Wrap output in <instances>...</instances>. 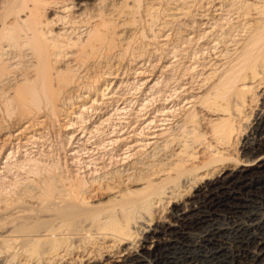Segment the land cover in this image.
Wrapping results in <instances>:
<instances>
[{"label":"bare ground","instance_id":"obj_1","mask_svg":"<svg viewBox=\"0 0 264 264\" xmlns=\"http://www.w3.org/2000/svg\"><path fill=\"white\" fill-rule=\"evenodd\" d=\"M0 1L5 6L3 8L6 9L8 17L13 16L10 23H3L5 33L1 35L6 38L4 41L8 39V41H12L17 45L22 37L19 38V31L15 33L14 29L20 27V24L27 29L24 32L22 31L25 40H21L26 46L24 52L21 53L25 58L26 66L23 67L25 71L15 75L14 78L12 77V83L9 79H6L9 81L7 83L8 90H11L13 85L24 81H27L26 83L28 81L29 83L33 82V84L40 86L46 103L44 107L53 116L62 112L67 113L69 107L76 110L74 113L69 111L70 117L80 121L81 123H79L83 125L78 127V123L72 125L69 123L70 128L68 130L74 128L85 130L89 122H94L91 119L93 115L96 118L98 115L100 117L93 127L95 131L91 129V132L100 131L98 134L102 135L104 129L101 127L112 122V115L106 114V110L116 103V111H114L117 116L120 111L124 113V110L128 109L126 105L130 100L128 101L120 95L117 96L114 92V95L110 93L111 88L114 86V81L110 80L114 78L109 76L114 77V74H112L114 68L112 67L115 63L113 62H117V59L121 56V51H123L122 49L129 46L130 38L135 35L133 25L135 15L133 12L137 11H134L136 8H140L136 6L142 1ZM144 1L147 8H143L151 12V10L157 8L155 5L157 6V1L160 0ZM184 1L177 0L174 4L171 2L167 13H169L168 19L172 22L182 16L181 10L185 6ZM188 1L190 2V0ZM193 2L195 3V0ZM239 3L242 4H239L240 8L235 16V24L237 23L236 27L238 29L235 32L236 34L233 32V36L228 35L227 39L221 40L220 43L218 40V42H212L210 49H208L212 54L209 53L212 58L210 60L203 59L204 61L196 63L195 67L194 65L191 68L189 66L188 69L191 74L200 70L198 81L194 82V79L188 80V78L179 77L177 81L174 80L177 85L176 88L170 90V85L168 86L169 89L166 85L162 86L164 80L162 78L165 77V73L159 78L162 81L158 79L154 81V75L145 79L144 84L151 85L149 86L150 95L143 102H139L140 98L134 100L136 101L134 106L137 105L139 109L135 110L136 118L133 117L135 121L133 122L132 117L125 119L124 123H121L124 120L119 121L121 124L116 123L118 127L116 126L114 132L111 133L113 135L109 136V139L106 136L108 146L114 145L115 147L119 144L117 149L121 152L116 153L111 158L112 161L116 160L115 164L119 163L117 161H122L121 164L119 163L120 165L122 163L126 164L123 168L121 167L122 169L115 167L114 173L112 170L104 173L100 178H98L99 176L93 178L91 182L89 181L90 185L89 182L87 183L88 188H82V183H79L81 186L75 182L61 184L59 182L60 185H58L45 179L46 182L44 180L36 192L34 190L33 193L31 190V192L25 191L24 193L27 192L28 194L18 196L16 191L17 197L15 195V198L0 196V264H15V262L16 264H129L140 262L144 255L152 253L163 237L181 228L180 226L187 222L186 220L189 219L190 215L200 208V203L206 204L212 200L215 190L221 188L226 182L237 177H249V175H259L257 173L264 172V138L262 139L263 136H261L258 139L253 136L259 131L264 122V0H244ZM189 5L187 2L188 7ZM221 7L223 6L219 4V7L216 8L215 6V10L224 11ZM21 16L25 18L23 19ZM184 16L186 15L183 14V18ZM204 23L206 27L207 22L204 21ZM231 25L233 27V24ZM206 28L205 36L210 35L212 30L209 27ZM9 43L7 42L6 47ZM219 44L223 49L224 45L227 47H225V52L216 49L215 46H219ZM222 44L224 45L222 46ZM177 53L179 52L177 51ZM173 56V61H169V63H172L170 65L168 63L169 66L166 71L168 69L169 71L172 70L175 64L177 65V61L180 60L177 59L176 54H173ZM166 58L169 59V57ZM191 59L194 60V58ZM13 64L9 63V67L12 69L16 67V64L14 67ZM155 65L158 67L159 63ZM157 67H154V69ZM4 69H7V67ZM124 69L126 71L128 68ZM139 73L141 72L139 71ZM7 76H9L8 73ZM141 76H145L144 72L141 73ZM165 80L167 81V79ZM102 81L105 87L101 90L97 86ZM170 83L172 82L170 81ZM129 85H132V83ZM118 87L121 89V86ZM141 89L140 87V91ZM93 91L95 97L91 99L90 96L93 95ZM15 93L14 99L21 104L26 102L28 94L25 91L20 88ZM12 94L10 93V95ZM255 96L259 98L260 102L257 105L255 104L256 107L251 108L255 102ZM121 101L122 104L118 105V102ZM150 102L153 103L152 108H150ZM78 110H80V114L76 116ZM90 112L91 115L93 114L92 116L89 115ZM110 112L112 114L113 111ZM248 114H251L249 117L252 118V122L245 126L244 131L241 130L240 126L246 123ZM57 115L55 116L57 117ZM85 116H89L88 121L85 120ZM27 124L25 123V129L21 128L22 132L31 126ZM91 132L89 136H92L90 135ZM183 133L189 135V139L186 138L188 140H183V136H185ZM241 135L244 137L237 152L242 158H238L235 156V150L233 151V149L236 147L235 143H238L239 138L242 137ZM72 136L74 137V135ZM69 138H71V135ZM82 141L83 139L79 142L83 144ZM75 142L77 143V141ZM85 142L90 144L89 141ZM102 144L104 145L105 142ZM5 146L3 145V147ZM104 147L106 148V146ZM105 148L104 151H106ZM96 149H99V147ZM74 151L77 152V149ZM93 153L95 154V152ZM233 155L235 159H233ZM198 159L199 161H197ZM103 160L105 159L103 158ZM94 168L97 167L93 165V170ZM89 169L91 170V168ZM116 169L118 170L116 171ZM97 172L94 173L97 174ZM189 186L193 191L188 196L186 191ZM21 190H23V187ZM109 193L113 195L107 202H99L103 196ZM166 205H168V209L164 210L163 207H166ZM91 230L102 231L105 235H103L105 241L103 251L97 257L92 255L95 252L91 254V252L85 251L87 247L85 250H83L84 247L82 250L79 247L80 251H77L74 250L72 245L73 240H86ZM115 248H119L120 251L113 254ZM97 252L99 253V251ZM256 257L258 258V256ZM252 263L256 264V261L254 260Z\"/></svg>","mask_w":264,"mask_h":264},{"label":"rangeland","instance_id":"obj_2","mask_svg":"<svg viewBox=\"0 0 264 264\" xmlns=\"http://www.w3.org/2000/svg\"><path fill=\"white\" fill-rule=\"evenodd\" d=\"M140 1H142V3L141 2L139 3V1H137L139 4L137 3L138 5L136 6V7H140V8L135 7L136 9L134 8L135 9L134 11H136V10L137 11L133 12V14L135 15V22L133 23L134 28H135V35H132V37L130 38L132 41L129 40L130 44H128L129 46H127L128 49H127V47L125 49L124 48L122 49L123 50V51H121L122 57L120 56L117 59V62H115V61L113 62V63H115L112 67V68H114V69H112V74H114V77L109 76L110 78H114L113 80H110L112 82L114 81L113 82L114 86L111 88L110 93L112 95H114V94L117 96L120 95V97H122V98L125 97L124 99H128V101L130 100V102L128 103L125 101L126 103H128V105H126L128 107V109L124 110L126 113L125 112L122 113L121 111L120 112L118 111L119 112L118 116L116 115L117 113H115V111H116L115 106L117 105V103L111 105L110 109L108 108L106 110V112H107L106 114H108L109 116L112 115V117H111L112 122L105 124L107 126V128L105 125H104L105 127L104 126L101 127L102 129H104V130H102V132L104 133V134L102 133V135L98 134V133H100V131L91 132V129H92V131H95L93 127L96 125V123L98 121L97 119L100 117L97 115V118H96V116H94L93 114L92 115L94 118L92 117L91 119H93L94 122H89L88 123L89 125L88 126L86 125L88 128L86 126H84V127H86L85 130L87 133L85 132V130H82L79 128H74L72 130H68V128H70L69 123H71V125L73 123L74 124L78 123L77 124L78 127H81L80 125H83V124H80L81 123L80 121H77L76 119L70 117L71 116L70 112L72 111V113H74L76 110H74L72 107H69V111H70V112L68 111L69 113L68 112L67 113L62 112L59 115L55 114V115H57V117L55 115L53 116L52 114H50L51 112H49L48 109L46 107H44V106H46V103H45V100L43 99L44 96L42 95L40 86L37 84H33V82L29 83V81H28V83H26L27 81H24V82L18 83L20 85L19 87H18V84H16V85H13L14 87L12 86L11 90H8V84L7 83H9V81L12 83L15 75H18L19 73H23L25 71V69H23V67L26 66V63L24 62L25 58L23 57V55H21V53H23L24 50L26 49L25 43H22V42L25 40L23 32H24V30H27V29H26V27L23 28L24 26L21 24H20V27L18 26L14 29L15 33H17V31H19L18 32L19 38L21 36L23 39V41H21L22 39L20 38V41H19L20 44L17 43V45H15L16 43H13L12 41H8V39H7V41L6 40L4 41V39H6V38H4L1 35V34L5 33L3 30L4 24H6V22L10 23L12 21L11 19L13 16H9L10 18L8 17V15L6 13V9L3 8L5 6H3V4L0 1V26H1L0 27V36H1L0 37L1 38V40H0V51H1L0 52V149L3 148L2 150H0V155H1L0 156V196L7 197V198H12V197L15 198V195L17 197V193H15L16 191L18 192V196H23V194L25 195L27 193V192L24 193L25 191H29V192L32 191V193H33V190H34L36 192V190L41 187V184L44 182L45 179L47 181L49 180V182L50 181L55 182L58 185H60L61 183H71V182L72 183L75 182L78 185H79V183H82L81 184L83 186L82 188H85V187L88 188V186L90 185V182L92 181L93 178H97V176H99L98 178H100L104 173L111 172L112 170H113L112 172L114 173L115 167L118 169L119 168L122 169L123 166L126 164L122 163V165H120L122 161H117L120 164L119 163L115 164L116 160L112 161V158L114 157V155L116 153L118 154L121 152L120 150L117 149L119 147V144H118V146H115V147H114V145L108 146L106 136L109 139L113 135L111 133H113L114 130L116 129L115 128L117 126L116 123L119 124L120 123L119 121L124 120L121 122V123H124L125 119H128V117L136 118V116H135L136 111L135 110H137L138 108H137V105L134 106L135 102H136L134 100H136V98H140L139 102H143L147 98H149V95H150V92H149L150 87L149 86H151V85H145L144 84L145 79L149 78L153 75H154V81L156 79H158L159 81H162V79H164L162 86L166 85L168 87L170 85L169 86L170 90H174L176 88L177 85L175 84V81H177V79L179 77L188 78V80L194 79V82L198 81L197 79H199L200 70L198 72H195V73L193 72L191 74V71L188 69L189 66H190V68L192 65H194V67H195L196 63L198 64V63L203 62L204 60H210L212 58V56H211L212 54L209 52L210 50H208V49H210L212 42L215 43V42L219 41V43H220L221 40H226L228 35L233 36L234 34H236L235 32L238 29L236 27L237 23L235 24V22H236L235 16H236V12L240 8L239 4L240 5L242 4L239 2H242L244 0H238V1L237 0H203V1L202 0H195V3L193 2L194 0H190V2L188 0H186L188 2V5L190 4L189 5L190 8L187 6V2L185 3V1L183 0L185 6L183 5L184 7L181 10L182 11L181 17L183 18V14L186 16H184L183 19L181 17H179L178 20H174L173 22L170 19H168L169 13H167V12H168L169 6H171L170 5L171 2H173L172 4H174V3H176L177 0H163V1L160 0V1H157L158 5L157 6L155 5V7H157L156 8L157 10L154 9L153 11L151 10V12H150V10L149 11L146 10V8H147L146 2L144 0H140ZM179 1H181V0H179ZM247 1H250V0H247ZM160 3H161V5H160ZM144 4H146V6ZM219 4L223 6V7H221V9L224 11H216L215 10L217 7H219ZM141 6H142V8H141ZM215 6H216V8H215ZM143 7H146V8H143ZM184 9L186 10V12ZM222 12H224V13H222ZM214 15H216V16H214ZM218 16H219V18H218ZM22 17L23 16H21V18ZM185 17H187V18H185ZM24 18L25 17H23V19ZM180 19H181V21H180ZM204 21L207 22L206 27H209L210 30L211 29L213 30V31L211 30L210 35H207V36H205V34H204L205 30L207 29L204 26V24H205ZM218 22H219V24H218ZM170 23H171V25L169 26ZM231 24H233V27ZM215 25H216V27H215ZM213 27H214V29H213ZM21 28H23V29H21ZM222 29H224V30H222ZM231 31H232V33H230ZM233 32H234V34H233ZM201 34H202V36H201ZM225 35H226V37H225ZM164 37H165V40H164ZM2 38H3V40H2ZM7 42L8 43L10 42L9 43L10 45L9 44L7 45L8 47H6ZM165 42L168 43V46H167V43L165 44ZM223 45L224 44H222V46ZM219 46H220V44H219ZM219 46L216 45L215 46L216 49L224 50L223 52L226 51L225 45H224V49H223V47H221V46L219 47ZM9 48H11V49H9ZM180 48H182V49H180ZM185 50H186V53H185ZM218 50H216V51H218ZM177 51L180 54L177 53ZM155 52H157V53H155ZM172 53L174 55L176 54L177 59L179 58L181 60V62L178 59L179 61H177V65L175 64V66H174L175 68L173 67L175 70L172 68V70L169 71V69H168L166 71L167 67L172 63V62L169 63V61H171V60L173 61L174 56ZM165 54H167V55H165ZM171 54H172V56H171ZM178 54H179V56H178ZM180 55L183 57H181ZM21 56L23 59L20 58ZM166 57H169V59ZM204 57H206V58H204ZM191 58H194V60ZM159 59H160V61H159ZM191 61H193V62L191 63ZM10 62L12 64L14 63L13 67L16 64V67H14L13 69L10 68L9 67ZM17 62H19V63H17ZM154 63L157 65L159 63L158 67ZM168 63H169V65H168ZM141 64H142V66H140ZM147 64H148V66H147ZM179 64H180V66H179ZM153 65H155V66H153ZM6 67H7V69H4ZM154 67H157V68L154 69ZM124 68H128L129 70L126 69V71H127L126 72ZM163 68H165V69H163ZM162 70H164V71H162ZM178 70L180 71V73H178L179 72ZM185 70L189 71L190 73L185 71ZM128 71H130L131 73ZM139 71L141 73L144 72L145 76L144 77L141 76V73H139ZM151 71H153V72L156 71V72L153 73ZM182 71L185 72L184 73L185 75L183 74ZM122 72H126L127 75H125L126 73H122ZM7 73L9 74V76H7ZM164 73L166 74L165 77H163L160 80L159 79L160 76L162 77V75H164ZM167 73H169L168 76H167ZM100 74L102 75V72ZM181 74H183V75L181 76ZM6 79H9V81ZM165 79H167L168 82ZM168 79L172 83H170V81ZM133 80H135V81H133ZM103 83L104 82L102 81L99 84L100 86L99 85L97 86L101 90L105 87ZM119 83H120V85H119ZM131 83H132V85H129ZM136 84H138V85H136ZM34 85H36V86H34ZM144 85H145V87H144ZM118 86H121V89ZM122 86H124V87L122 88ZM130 87H132V88L130 89ZM138 87H139V89H138ZM140 87L142 88L141 91H140ZM169 87H168V89H169ZM20 88L23 91H25L26 94H28L26 97H27V99H29V101H27V99H26V102H24L22 104L19 101H17L16 99H14V97L16 96L15 92H17V90ZM122 90L123 91L125 90V91L123 92ZM134 90H136V91L133 92ZM31 91H33V92H31ZM113 92H114V94H113ZM10 93L11 94L13 93L12 95H14V96L12 97V95H10ZM120 93H123V94H120ZM147 93H148V95H147ZM123 95H125V96H123ZM126 96H128V97L126 98ZM94 97H95V94L93 91V95H91L90 98L93 99ZM255 97L256 98L254 101L256 103L254 102L253 107H251V108L256 107V105L260 102L259 98L257 96H255ZM30 98H31V100H30ZM133 101H134V104L132 103ZM37 103H38V105H37ZM88 103L90 104V102H88ZM150 103H151L150 108H152L153 103L152 102H150ZM24 104H26V105H24ZM121 104H122V101L118 102V105H121ZM110 111H113L112 114ZM132 112L134 115L132 114ZM121 113H122V115H121ZM247 113H248V111H247ZM62 114H64V115H62ZM79 114H80V110H78L75 115L77 116ZM128 114H129V116H127ZM89 115L92 116L91 112L89 113ZM122 116H125V117H122ZM249 116H251V114L250 115L248 114V118L245 121L246 125L242 124L240 126L241 130L245 131V126L249 125L250 122H252V118ZM88 117L89 116H85V118H86L85 120H87ZM134 118H133V122L135 121ZM116 119L118 120V122ZM113 121H115V123H113ZM25 123H28L29 126L30 125L31 126L28 129L24 130V132H22L23 131L22 129H25ZM41 123H43V124L40 126ZM110 124H112V125H110ZM67 126H69V127H67ZM105 129H107L106 132H105ZM110 129H112V130H110ZM19 130H20V133H19ZM90 132H91L90 135H92V136H89ZM263 132H264V122L260 126L259 131L257 133H255L253 136L255 138H258V139L261 136H263V137H261L263 139L264 138V135H262V134H264ZM258 133H259V135H258ZM95 134H96V136H95ZM183 134H185V136H183V140H188L189 135L187 136L186 133H183ZM70 135H71V138H69ZM72 135H74V137ZM98 137H100V138H98ZM243 137L244 136L239 138L238 143L237 142L235 143V146H236L235 148L233 146V148H234L233 151L235 150L234 152L236 154V155L235 154L234 155L237 156L238 158L241 157L240 155H238L239 152H237V151H239ZM87 138L88 139L90 138V139L88 140ZM94 138L96 139V141L94 140ZM186 138H188V139H186ZM31 139H33V140H31ZM82 139H83L82 142L85 145H83L81 142H79ZM100 139H102V140H100ZM90 140L91 141L93 140V142H91ZM75 141H77V143ZM85 141H87V142L89 141L90 144L86 143ZM101 142L102 143L105 142L106 145L105 144L103 145ZM4 143L6 144V146ZM94 144L97 146H95ZM101 144H102V146H101ZM3 145L5 147H3ZM80 146H82L84 149H81L82 147L80 148ZM104 146H106V148ZM98 147H99V149H96ZM103 147L106 149V151H104ZM108 147H110L111 149L109 148V150H108ZM23 148H25V149H23ZM76 149H77V152L74 151ZM92 150H94L93 152H95V154L92 152ZM99 150H100V152H99ZM108 151H110V152L108 153ZM91 152H92V154H91ZM90 154L92 157L90 156ZM111 154H112V156H111ZM234 155H233V159H235ZM94 156H96L95 157L96 159L93 158ZM7 157H9V158L7 159ZM99 157L101 160L99 159ZM102 157L105 160H103ZM109 157H110V159H108ZM89 158L90 159L93 158V159L90 160ZM96 160H98V161H96ZM197 161H199V159ZM102 164L104 165V167ZM93 165H94V167H97V168H94V170H93ZM105 165H106V167H105ZM108 165H109V167L111 165L110 169H109ZM102 167L104 168V171H103ZM89 168H91V170H93V171H91ZM105 168H108L109 170L105 169ZM118 169H116V171ZM96 171H98L99 173L97 172V174H95ZM100 171H101V173H100ZM257 174H259V175L253 174V176L249 175V177L248 176L237 177L235 179H231L228 182H226L225 184H227V185L224 184L223 186H221V188L215 190L212 200H210L206 204L205 203L199 204L200 208H198L195 213L190 215L189 219L186 220L187 222L185 224H183L182 226H180L181 228L174 231L172 234L163 237L160 240L159 244L153 249L152 253L147 254L146 256L144 255L141 258L142 260L140 262L129 263V264H151V263L152 264H248V263H252L254 260L256 261V264H264V172L257 173ZM260 174H262V175H260ZM83 176H84V178H83ZM50 177H52V178H50ZM90 177H92V178H90ZM41 180H42V182H41ZM46 180H45V182H46ZM67 180L68 181L71 180V181L68 182ZM13 181L15 182V184ZM29 181H30V183L27 184ZM38 181H39V183H38ZM23 182H25V183H23ZM32 182H33V184H32ZM35 182H36V184H34ZM59 182H60V184H59ZM88 182H89V185L87 184ZM20 184L23 187V190H21L22 187L20 186ZM39 184H40V186H39ZM23 185L24 186L26 185V186L24 187ZM81 185H79V186H81ZM36 186H38V187H36ZM190 188L191 187L189 186V189L186 191V194L188 196L191 195L192 191H193ZM12 190H13V192H11ZM3 192H4V194H3ZM5 193H6V195L8 193L9 194L6 196ZM9 195H11V196H9ZM112 195L113 194L109 193V194L103 196L99 202H103V203L107 202L112 197ZM218 197H220V198H218ZM163 208H164V210H167L168 205H166V207H163ZM197 220H199V221L197 222ZM184 225H186V226L184 227ZM90 235H89V237H87L86 240H83V241L82 240L81 241L80 240H73L74 243L72 242V245L74 246V250H77V251L79 249L82 250L83 247H84L83 250H85V248L87 247L86 248L87 250H85V251H87L88 253L91 252V254L93 252H95L92 255L97 257L103 251L102 249H103L104 242H105L104 241L105 235L103 234L102 231H99V230H91ZM94 239H95V241H94ZM85 241H88V242L86 243ZM100 243L102 244V246ZM77 244H78V246H77ZM90 244L93 246H91ZM70 246H71V243H70ZM88 247H90V248H88ZM92 247H94V248H92ZM95 249H97V250L95 251ZM115 249L116 250L113 251V254L120 251L119 248H115ZM88 250H90V251H88ZM97 251H99V253ZM256 256H258V258ZM17 261H18V259H17ZM15 264H16V262H15ZM25 264H27V263H25Z\"/></svg>","mask_w":264,"mask_h":264}]
</instances>
